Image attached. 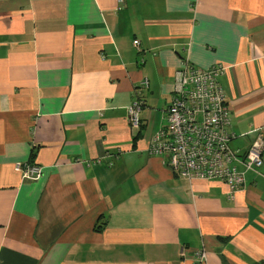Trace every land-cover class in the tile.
<instances>
[{
    "label": "crops",
    "instance_id": "obj_1",
    "mask_svg": "<svg viewBox=\"0 0 264 264\" xmlns=\"http://www.w3.org/2000/svg\"><path fill=\"white\" fill-rule=\"evenodd\" d=\"M185 60L227 69L244 155L264 137V0H0V264H264V164H239L230 200L148 153Z\"/></svg>",
    "mask_w": 264,
    "mask_h": 264
},
{
    "label": "built area",
    "instance_id": "obj_2",
    "mask_svg": "<svg viewBox=\"0 0 264 264\" xmlns=\"http://www.w3.org/2000/svg\"><path fill=\"white\" fill-rule=\"evenodd\" d=\"M135 46L139 41H134ZM227 69L221 65L199 68L185 60L174 75L173 92L166 109V124L155 133L148 147L151 155L165 157L166 164L187 180H221L228 187V198L245 184L246 170H256L264 164V137L258 136L244 155L231 147V112L220 77ZM144 79L140 88L146 89ZM141 98L127 106L128 119L133 128H140ZM16 170L28 179H37L42 167L17 164ZM193 264H204L206 252H195Z\"/></svg>",
    "mask_w": 264,
    "mask_h": 264
}]
</instances>
